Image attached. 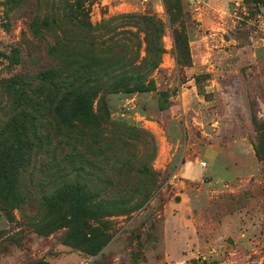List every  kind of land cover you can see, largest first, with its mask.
Returning <instances> with one entry per match:
<instances>
[{"label": "rangeland", "instance_id": "374dc122", "mask_svg": "<svg viewBox=\"0 0 264 264\" xmlns=\"http://www.w3.org/2000/svg\"><path fill=\"white\" fill-rule=\"evenodd\" d=\"M0 264H264V0H0Z\"/></svg>", "mask_w": 264, "mask_h": 264}]
</instances>
